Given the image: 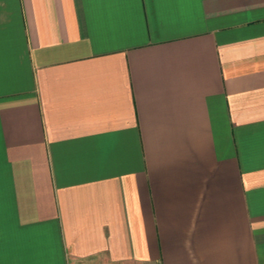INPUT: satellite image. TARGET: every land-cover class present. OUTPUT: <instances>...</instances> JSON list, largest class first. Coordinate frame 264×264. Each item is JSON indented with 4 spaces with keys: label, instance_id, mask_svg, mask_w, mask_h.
I'll return each mask as SVG.
<instances>
[{
    "label": "crops",
    "instance_id": "1",
    "mask_svg": "<svg viewBox=\"0 0 264 264\" xmlns=\"http://www.w3.org/2000/svg\"><path fill=\"white\" fill-rule=\"evenodd\" d=\"M0 264H264V0H0Z\"/></svg>",
    "mask_w": 264,
    "mask_h": 264
}]
</instances>
